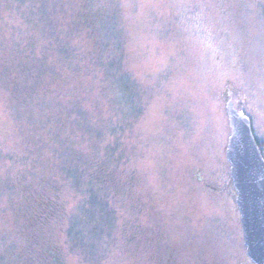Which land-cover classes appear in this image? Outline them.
<instances>
[{
	"label": "rangeland",
	"instance_id": "rangeland-1",
	"mask_svg": "<svg viewBox=\"0 0 264 264\" xmlns=\"http://www.w3.org/2000/svg\"><path fill=\"white\" fill-rule=\"evenodd\" d=\"M229 96L264 159V0H0V264H251Z\"/></svg>",
	"mask_w": 264,
	"mask_h": 264
},
{
	"label": "water",
	"instance_id": "water-1",
	"mask_svg": "<svg viewBox=\"0 0 264 264\" xmlns=\"http://www.w3.org/2000/svg\"><path fill=\"white\" fill-rule=\"evenodd\" d=\"M226 111L230 126L226 160L236 192L245 254L253 264H264V237L260 231L264 226V159L253 137L249 118L237 112L231 101L227 102ZM253 207L255 229L252 227Z\"/></svg>",
	"mask_w": 264,
	"mask_h": 264
},
{
	"label": "snow or ice",
	"instance_id": "snow-or-ice-1",
	"mask_svg": "<svg viewBox=\"0 0 264 264\" xmlns=\"http://www.w3.org/2000/svg\"><path fill=\"white\" fill-rule=\"evenodd\" d=\"M244 210V209H242ZM84 211L83 209H72L70 212V222L72 218H75L76 220H81L82 217L80 213ZM112 208L110 205L106 204L103 199L98 200L95 203H90L87 206L86 212H87V218L91 221L92 225H102L106 219L108 218L109 214L111 213ZM247 214V213H246ZM264 216V214H262ZM262 225H264V219H262ZM253 229H255V221H254V207H253V223H252ZM85 230H89L87 227ZM262 237H264V226L260 229Z\"/></svg>",
	"mask_w": 264,
	"mask_h": 264
},
{
	"label": "flooded vegetation",
	"instance_id": "flooded-vegetation-1",
	"mask_svg": "<svg viewBox=\"0 0 264 264\" xmlns=\"http://www.w3.org/2000/svg\"><path fill=\"white\" fill-rule=\"evenodd\" d=\"M236 50V48H234V50H233V52ZM232 88L229 90V92L228 93H232V92H234V94L235 95H238V93L236 92V91H238V90H235V86H233V84H232V86H231ZM239 96V95H238ZM228 101H231L232 102V104H233V107L235 108V109H237V107H236V104H237V102L231 97V96H229L227 99H225V110H226V104H227V102ZM243 101H245V100H243ZM238 102H242V101H240V100H238ZM225 114H227V113H225ZM245 115V114H244ZM227 120H228V115H227ZM228 124H229V121H228ZM229 128H230V126H229ZM228 139H229V137H228ZM227 144H228V140H227V142H226ZM226 143H225V145H226ZM226 149H227V146H225L224 148H223V151H224V153H225V159H226ZM227 161V160H226ZM228 163V162H227ZM228 173L230 174V166H229V169H228ZM231 178V177H230ZM210 179H212V178H210ZM197 182L198 181H202V182H204L205 183V180H204V176H202L201 178H196L195 179ZM214 180V179H213ZM214 181H217V184H216V182L215 183H212V181L210 180V193H212V194H223L224 193V188L223 187H220V185L218 184V181H220V179L218 178V177H216L215 178V180ZM200 183V182H199ZM207 183V182H206ZM208 184L209 183H207L206 185H204V186H208ZM209 189V188H208ZM235 204H236V193H235ZM236 206H237V204H236ZM237 210H238V208H237ZM239 212V211H238ZM239 224H240V215H239ZM221 226H220V230H219V233H218V237H217V239L219 240V241H215L216 243H218V242H220L221 240H220V238H222V235H221V232H222V230H221ZM240 228H241V225H240ZM241 232H242V229H241ZM242 237H243V233H242ZM221 243V242H220ZM243 244H244V241H243ZM222 248H223V246H222ZM245 252H246V247L244 246V255H245V257H246V254H245ZM247 258V257H246ZM55 259V258H54ZM248 259V258H247ZM56 260V259H55ZM54 260V261H55ZM57 261V260H56ZM56 261H55V263H56ZM248 261L251 263V264H253L249 259H248ZM38 263L37 264H41L39 261H37Z\"/></svg>",
	"mask_w": 264,
	"mask_h": 264
},
{
	"label": "trees",
	"instance_id": "trees-1",
	"mask_svg": "<svg viewBox=\"0 0 264 264\" xmlns=\"http://www.w3.org/2000/svg\"><path fill=\"white\" fill-rule=\"evenodd\" d=\"M258 145V144H257ZM259 146V145H258Z\"/></svg>",
	"mask_w": 264,
	"mask_h": 264
},
{
	"label": "bare ground",
	"instance_id": "bare-ground-1",
	"mask_svg": "<svg viewBox=\"0 0 264 264\" xmlns=\"http://www.w3.org/2000/svg\"><path fill=\"white\" fill-rule=\"evenodd\" d=\"M259 147V146H258Z\"/></svg>",
	"mask_w": 264,
	"mask_h": 264
}]
</instances>
